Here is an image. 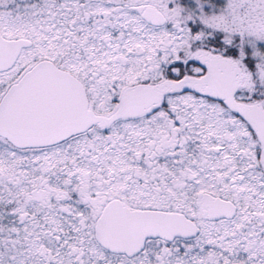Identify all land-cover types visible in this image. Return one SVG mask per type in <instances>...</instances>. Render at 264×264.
I'll return each instance as SVG.
<instances>
[{
  "label": "snow or ice",
  "instance_id": "obj_1",
  "mask_svg": "<svg viewBox=\"0 0 264 264\" xmlns=\"http://www.w3.org/2000/svg\"><path fill=\"white\" fill-rule=\"evenodd\" d=\"M0 264H264V0H0Z\"/></svg>",
  "mask_w": 264,
  "mask_h": 264
}]
</instances>
